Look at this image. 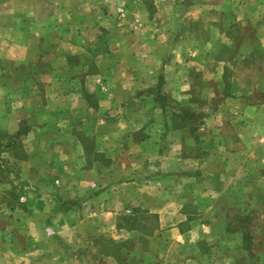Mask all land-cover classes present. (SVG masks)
Returning <instances> with one entry per match:
<instances>
[{"label": "rangeland", "instance_id": "rangeland-1", "mask_svg": "<svg viewBox=\"0 0 264 264\" xmlns=\"http://www.w3.org/2000/svg\"><path fill=\"white\" fill-rule=\"evenodd\" d=\"M103 4L0 0V264H264V0Z\"/></svg>", "mask_w": 264, "mask_h": 264}, {"label": "crops", "instance_id": "crops-1", "mask_svg": "<svg viewBox=\"0 0 264 264\" xmlns=\"http://www.w3.org/2000/svg\"><path fill=\"white\" fill-rule=\"evenodd\" d=\"M103 1V5L104 7H106V9H113L112 5H116L115 1L116 0H102ZM121 1V0H120ZM119 3V2H118ZM117 3V4H118ZM121 9V7L119 8ZM117 11V10H116ZM22 23V21H21ZM263 32H264V23H263ZM19 32L21 34L22 29ZM251 36L247 33L244 34V42H249L250 40H255V38H250ZM260 47H264V45L261 43H259ZM112 55V54H111ZM137 130H135L134 128L130 127V128H123V129H117L116 133H105L101 132L99 134H93L94 135V144H93V151L95 153H100V154H105V155H109L107 150H118V153L121 154L123 153L124 156H126L128 158L129 154L132 155L134 153H139L141 151V148L144 149L142 147V145L147 148V151H150V149L152 148V144H151V136L148 137V135L144 136L143 139L138 137L137 138ZM109 137V138H108ZM111 137V138H110ZM112 137H114V139H112ZM136 137V138H134ZM148 143V145L145 144ZM145 150V149H144ZM117 161V160H116ZM120 162H125V164L121 163V169L123 170L124 173L126 174H130L132 172L135 171V161L134 158H130V160H119ZM97 168H100L99 164H96V162H94L92 164L91 170H93L92 172H94V170H96ZM126 170H129V172L127 173ZM95 174V173H92ZM138 181H136L133 177H129V178H124L121 175L116 176L113 175L111 177L108 178L107 181H105V184L107 187L103 188L104 191L101 194V198L100 201L103 202L104 198L107 197V195H109L111 198V200H108V206L105 207H99L98 209H104V211H102L101 213L103 215L106 216H113L116 217L118 215H120L124 210V205L128 204V205H134L135 203H137V200L139 199L140 201H144L147 202V199H143L141 198L142 195L140 196L138 194V191H136L135 189H139V191H141L139 187H134L135 185L140 186V181L139 183H137ZM143 184V183H141ZM130 193V194H129ZM147 205H151L150 203ZM95 210H91V212H94ZM149 212V211H148ZM150 213V212H149ZM154 216H156L157 218V212L156 214H153ZM129 216V215H128ZM161 225V223L159 222V226ZM158 226V219L156 220V225L154 226V228L152 230H155Z\"/></svg>", "mask_w": 264, "mask_h": 264}, {"label": "trees", "instance_id": "trees-1", "mask_svg": "<svg viewBox=\"0 0 264 264\" xmlns=\"http://www.w3.org/2000/svg\"><path fill=\"white\" fill-rule=\"evenodd\" d=\"M126 219H131V220H133V219H134V217H126Z\"/></svg>", "mask_w": 264, "mask_h": 264}]
</instances>
